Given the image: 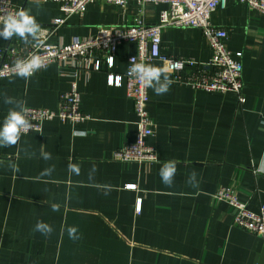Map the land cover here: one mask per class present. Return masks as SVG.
I'll return each instance as SVG.
<instances>
[{
  "label": "crops",
  "instance_id": "obj_1",
  "mask_svg": "<svg viewBox=\"0 0 264 264\" xmlns=\"http://www.w3.org/2000/svg\"><path fill=\"white\" fill-rule=\"evenodd\" d=\"M11 1L35 16L41 31L54 18L66 17L49 37L63 44L131 22L141 9L133 0L127 8L95 2L83 15L66 16L56 2ZM166 7L147 4L143 17L156 23ZM211 20L228 30L226 48L243 53L246 101L236 92L175 82L170 72L166 93L156 95L149 87L148 111L155 122L149 141L158 160L117 161L114 152L137 136L126 84L111 85L107 78L124 75L129 56L137 54L135 43L122 42L111 69L77 78L86 120H46L41 131L0 147V264H264V240L236 227L237 210L214 198L218 188L234 186L251 210L258 212L264 202V14L228 0ZM9 40L0 39V45ZM162 49L199 61L212 56L210 42L192 27L165 29ZM149 65L167 67L160 61ZM69 89L70 78L57 64L27 80L14 74L1 78L0 121L15 107L4 97L57 110ZM172 161L176 172L166 185L159 172ZM70 164L79 174L69 171ZM46 169L51 171L45 174ZM37 221L52 231H36ZM70 227L77 238H69Z\"/></svg>",
  "mask_w": 264,
  "mask_h": 264
},
{
  "label": "built area",
  "instance_id": "obj_2",
  "mask_svg": "<svg viewBox=\"0 0 264 264\" xmlns=\"http://www.w3.org/2000/svg\"><path fill=\"white\" fill-rule=\"evenodd\" d=\"M56 2L66 16L77 13L83 15L87 6L95 2L115 4L127 8L132 0H45ZM141 6L139 15L131 22L120 26L105 27L96 36L75 37L71 43H51L49 37L64 25L66 17H57L50 22L49 28H42L39 45L35 41L21 43L13 36L7 44L0 45V79L14 74V62L19 58L38 55L48 66L57 64L70 78V89L61 96L60 107H26L24 113L29 121L28 131L21 134L39 132L46 120L59 119L70 123L82 122L88 115L81 109V93L77 78L81 74H92L114 66L115 54L122 42L135 43L137 54L128 58L124 75L109 73L108 83L127 88V95L134 100L137 114V136L135 141L126 142L116 152L114 159L120 162L153 163L158 160L156 150L149 139L155 133V122L148 111L149 87L140 81L129 69L132 63L149 65L160 61L171 68L173 80L184 82L196 89L209 92H236L240 102L243 94L242 52H232L225 46L229 32L212 23V14L218 8H226L228 0H133ZM264 14V0H237ZM166 4L156 23H148L143 13L147 4ZM19 9L11 0H0V19L15 14ZM199 28L210 42L212 56L208 61H199L186 56L167 54L162 49V35L167 28ZM133 187V186H132ZM234 186H223L216 190V202H228L236 210L233 224L245 231L260 236L264 240V202L258 212L251 210L248 203L239 198Z\"/></svg>",
  "mask_w": 264,
  "mask_h": 264
},
{
  "label": "clouds",
  "instance_id": "obj_3",
  "mask_svg": "<svg viewBox=\"0 0 264 264\" xmlns=\"http://www.w3.org/2000/svg\"><path fill=\"white\" fill-rule=\"evenodd\" d=\"M13 36H17L25 42L31 39L38 46L42 39L41 25L29 11L19 9L15 14H8L3 19H0V39L7 41ZM46 67L47 65L40 56L31 55L26 58H19L14 62V75L27 80L36 71ZM171 70V68L166 66H150L135 62L132 63L129 69L131 73L136 74L137 78L146 87L152 88L156 95H162L169 90L172 84V80L169 77ZM3 102L15 105V107L10 108L4 119L0 121V147L15 144L21 132H26L29 129V121L24 115L27 111L24 101L16 100L12 97H4ZM43 156L45 159L50 158L49 153H43ZM50 171L51 169H46L45 174ZM69 171L79 174V167L70 164ZM175 172L176 163L174 161L163 165L159 172L162 182L166 185H171ZM190 180H195V173L191 174ZM53 210H56L55 205H53ZM35 230L42 234H47L52 231V227L43 221H37ZM67 231L69 238H77V229L75 227H70Z\"/></svg>",
  "mask_w": 264,
  "mask_h": 264
}]
</instances>
